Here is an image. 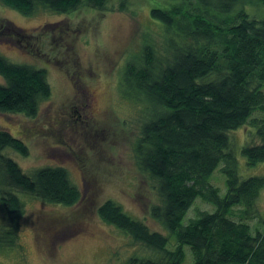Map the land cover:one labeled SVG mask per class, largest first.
<instances>
[{"label": "trees", "instance_id": "trees-1", "mask_svg": "<svg viewBox=\"0 0 264 264\" xmlns=\"http://www.w3.org/2000/svg\"><path fill=\"white\" fill-rule=\"evenodd\" d=\"M0 3L26 16L41 8L67 15L85 4L106 9L104 0ZM257 5L264 6V0H167L152 8L160 39L145 34L141 49L122 68L117 89L124 100L143 103L148 110L136 160L157 184L160 202L150 214L169 235L152 231L115 202L106 201L98 207L100 218L157 254L155 259L133 257L126 264H264V215L257 210L264 175L244 177L239 162L246 163L247 171L264 164V18L249 11ZM61 29L34 35V46L22 41L33 34L0 21V39L22 41L21 49L31 55L40 51L41 35L52 38ZM0 78V112L35 117L52 93L44 69L11 63L2 55ZM243 127L247 135L240 159L230 135ZM7 149L23 156L29 149L0 129V170L6 176L0 196L10 216L23 208L12 188L65 206L80 202L82 194L66 169L46 167L28 175L3 155ZM218 169L226 178L224 194L210 182ZM198 199L212 211H202L185 224ZM18 236L16 224L0 229V247L13 246ZM170 236L175 238L173 248Z\"/></svg>", "mask_w": 264, "mask_h": 264}, {"label": "rangeland", "instance_id": "rangeland-1", "mask_svg": "<svg viewBox=\"0 0 264 264\" xmlns=\"http://www.w3.org/2000/svg\"><path fill=\"white\" fill-rule=\"evenodd\" d=\"M104 1L105 10L85 4L67 15L41 8L27 16L0 3V21L33 34L24 43L38 46V33L55 32L62 26L52 38L48 33L41 35V49L31 55L21 49L22 41L0 39V55L11 63L44 69L52 90L35 117L0 112V129L24 141L29 149L27 156L12 149L3 155L28 175L46 167L64 168L82 194L78 204L65 206L12 188L23 208L11 216L0 196V229L16 224L19 234L13 246L0 247V264H126L133 257L155 259V251L100 218L98 207L106 201L115 202L152 231L169 235L150 214L160 202L157 184L136 160L135 147L148 110L143 103L124 100L117 89L122 68L141 49L145 34L160 39L161 31L150 13L167 0ZM249 11L264 18L263 5L251 6ZM244 128L230 135L240 159L247 135ZM239 162L244 177L264 175V164L247 171L246 163ZM219 172L210 182L224 194L226 178ZM5 177L0 170V194ZM212 209L198 199L184 223ZM257 210L264 215V190ZM257 222L251 223L255 227ZM170 239L173 248L175 238ZM186 252L187 262H192L189 247Z\"/></svg>", "mask_w": 264, "mask_h": 264}]
</instances>
